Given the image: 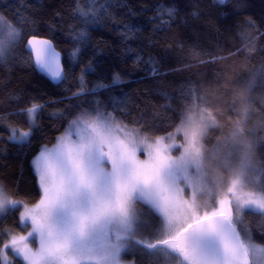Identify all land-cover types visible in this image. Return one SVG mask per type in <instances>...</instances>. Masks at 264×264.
I'll use <instances>...</instances> for the list:
<instances>
[{
  "label": "trees",
  "instance_id": "16d2710c",
  "mask_svg": "<svg viewBox=\"0 0 264 264\" xmlns=\"http://www.w3.org/2000/svg\"><path fill=\"white\" fill-rule=\"evenodd\" d=\"M0 27L14 34L0 56V182L7 195L28 205L42 200L33 160L73 121L103 114L145 138L176 134L182 142L176 130L195 109L215 122L203 136L206 158L238 130L240 143L255 137L251 165L264 184V0H0ZM32 37L62 53L60 84L36 70L25 48ZM33 105L39 111L31 127L26 110ZM11 128L32 129L30 139L11 141ZM136 204L159 232V216ZM18 220L17 211L0 219V243L5 228L21 230ZM146 230L152 234V225ZM238 230L264 245V213L246 211ZM144 244L125 259L156 264Z\"/></svg>",
  "mask_w": 264,
  "mask_h": 264
},
{
  "label": "snow or ice",
  "instance_id": "6c2138e0",
  "mask_svg": "<svg viewBox=\"0 0 264 264\" xmlns=\"http://www.w3.org/2000/svg\"><path fill=\"white\" fill-rule=\"evenodd\" d=\"M3 48L4 43L0 41V56ZM37 63L53 77H60L54 51L46 52L44 59L38 54ZM38 111L36 105L26 110L30 124L34 123ZM78 123L72 122L73 125ZM83 124L77 141H71L69 133V137L61 138L53 149L43 148L33 160L34 171L47 198L46 204L41 201L45 207L40 221L32 217L33 233H38L40 247L33 252L26 237L11 241L13 247L24 242L15 250L28 264H82V258L86 256H100L104 264H115L121 247L119 233L133 231L135 213L129 204L133 195L150 202L168 220L171 239H161L160 244L177 253L181 258L180 264H249L250 249L262 251L246 244L236 232L230 215L231 201L227 198L219 200L218 207L211 214L205 212L202 219L197 218L196 225L203 227L188 224L183 233L172 235L175 225L170 220L169 208L174 201L168 194L174 195L173 185L179 177L191 180V167H195L199 174L203 166V156L197 147L199 128L191 117L183 119L176 130L177 133L183 132L187 143L179 159H169L165 155V150L177 146H164V138L148 144L143 140L137 142L125 133L126 139L121 140L116 132L123 129L114 126L103 114H97L94 121H83ZM11 131V139H17L16 130ZM29 135V132H21L19 138L24 140ZM239 136L238 130L234 133L236 139L232 143V151H238L242 146ZM142 147L149 157L143 161L137 158ZM246 159L241 160L233 173L231 186L227 189L229 193L241 184L247 170ZM236 200L239 208L240 197L237 196ZM5 203L13 207L22 206L8 200L0 189V209ZM245 203L264 211V189L257 198L249 197ZM186 207L190 212L195 211L191 205ZM110 229L117 231L115 243L96 247L95 239ZM184 234H188L187 242L180 244V237ZM144 246L149 249L158 247L152 242Z\"/></svg>",
  "mask_w": 264,
  "mask_h": 264
},
{
  "label": "rangeland",
  "instance_id": "374dc122",
  "mask_svg": "<svg viewBox=\"0 0 264 264\" xmlns=\"http://www.w3.org/2000/svg\"><path fill=\"white\" fill-rule=\"evenodd\" d=\"M13 37L14 34L12 29L8 27H0V41H3V43L5 44L7 41L13 39ZM188 117H191L196 126L199 128V134L197 137L199 143L197 147L200 148L201 154L203 156V166L200 169L199 174L197 173L195 167H191L189 169V176L191 177V180H186L183 178V176L179 177L173 185L174 195L168 194L169 198L174 201V204L169 208L170 220L172 224L175 225V231L172 232V235H175L176 233H182L183 229L187 227L188 224H193L197 220V218H203L205 212L211 214V211L218 207L217 202L225 198L231 201L230 215L233 224L238 230L239 223L241 222L246 211L264 213V211L257 210L254 207H249L245 203V200L249 197L253 199L257 198L261 194V190L264 189L263 182H261L259 178L253 175V169L251 165V161H253L254 157L252 149L253 146L251 145L255 142V137L251 138L250 141L247 140L244 143H241L242 146L238 151H232V143L236 138L231 136L229 138V142H231L230 145L227 144V146H225L222 151L220 146H216L212 152V155L209 158H206L203 148V136L210 126L215 125L214 119L212 118L210 112L206 109H195V111L191 112ZM95 119L96 116L89 117L88 119H82L78 121V125L71 124L72 126L70 127V129H68L67 132L63 134L62 137H60V139L68 138L70 133V140L77 141L79 139L80 129L84 126L83 121L92 122ZM110 121L114 126L122 128L114 120L110 119ZM34 125L35 121L33 124H31V127H33ZM12 129L16 130L17 139L15 140L11 139ZM21 132H29L30 135L26 139L21 140L19 138ZM10 133L11 134L9 139L11 141L16 143H26L30 139L32 129L21 131L16 128H11ZM125 133H127L128 136L135 139L137 142L143 140L148 144H154V142L159 139H148L139 135L138 133L130 132L125 129H123L122 132H116V135L119 136L121 140H125ZM177 135L183 136L182 142H180L176 138V134L164 137L163 139L164 146H177L171 147L170 150H165V155L168 156L169 159H179L183 153L184 147H187L183 132L177 133ZM169 137H171V139H169ZM60 139L52 146L46 147L49 150L53 149L60 142ZM178 148H180V152L178 154H174V151ZM245 148L247 149V151H245ZM105 150L107 151V146L105 147ZM245 157H247L245 161L247 170L241 181L243 187H241V184H237V186L233 189V192L229 193L227 189L231 186L233 173L237 171L241 160ZM137 158L142 161L149 158L147 152L143 149V147L137 152ZM39 186L44 193L43 187L40 185V183ZM0 189H3V192L7 196L8 200L17 202L22 205L19 207H13L11 204L5 203L3 209H0V219L6 216L10 211H17L19 219L18 225L21 227V230H18L15 227L10 226L5 228V230L3 231L4 238L0 243L1 264H16L15 258H20L25 264H28L27 261L23 260L22 255L17 253L15 250V248L22 247L24 242L18 243L15 247H13L11 241L13 238L19 239L20 237H26L28 238L26 241L28 247L33 252L39 250V235L38 233H33L32 217L35 216L37 221H40L41 213L43 212L45 207V205L41 204V201L44 200L46 204L47 198L44 193V196L39 203L35 205H28L18 198L7 195L1 182ZM237 196L240 197L239 208H237ZM136 202L147 206L151 212L159 216L162 224L159 232H156L157 229L155 228V225L151 224L148 221L147 213L143 211V209L140 208V206H138ZM129 204L132 206L135 213V220L132 225L133 231L129 233L121 231L119 233L121 237V247L116 255L115 264H135V261L127 260L124 256L128 251L133 252L140 249L141 243H138L139 241H143L145 244H147L148 242H152L158 245L156 249L148 248L150 254L154 255L156 264H180V256L177 253L171 251L167 246L160 244L161 239H171V236L169 235L171 229L169 228L168 220H166L150 202L146 201L145 199L139 198L137 195H133L130 198ZM188 205H191L192 208L195 209V211H188L186 207ZM25 213H27V215H25ZM150 225H152L153 228L152 234L151 231L146 230V228ZM29 233H33V235L29 237ZM238 233L241 239L246 244L254 245L255 249L262 250L254 251L250 249L248 258L249 264H264V245L255 243L253 240L247 237V235H244L240 230H238ZM116 236L117 231L115 229H110L106 233H101L95 239L94 244L96 247H102L106 244L115 243ZM82 264H104V261L100 256H86L82 258Z\"/></svg>",
  "mask_w": 264,
  "mask_h": 264
},
{
  "label": "water",
  "instance_id": "95a60500",
  "mask_svg": "<svg viewBox=\"0 0 264 264\" xmlns=\"http://www.w3.org/2000/svg\"><path fill=\"white\" fill-rule=\"evenodd\" d=\"M44 42H47V43H44ZM25 48L27 51H29L31 53L34 66L40 74L45 76L51 83H53L55 85L60 84L64 80L65 70H64V66H63V55L60 51H58L55 48L54 44L50 40L38 38V37H32V38L28 39V41L26 42ZM48 51H54L56 54L58 66H59V69L61 71V75L59 78L53 77L51 73L47 72L46 70H43L41 68V66L37 63V55L39 54L40 58L44 59L45 54ZM193 225L195 227H203V225H196V221L193 223ZM233 227L235 228L236 232L238 233L234 224H233ZM187 235L188 234H184L180 237V241H179L180 244H185L187 242V240H186Z\"/></svg>",
  "mask_w": 264,
  "mask_h": 264
},
{
  "label": "crops",
  "instance_id": "0c3cea01",
  "mask_svg": "<svg viewBox=\"0 0 264 264\" xmlns=\"http://www.w3.org/2000/svg\"><path fill=\"white\" fill-rule=\"evenodd\" d=\"M235 226V225H234ZM237 229V228H236ZM238 231V230H237Z\"/></svg>",
  "mask_w": 264,
  "mask_h": 264
},
{
  "label": "bare ground",
  "instance_id": "6f19581e",
  "mask_svg": "<svg viewBox=\"0 0 264 264\" xmlns=\"http://www.w3.org/2000/svg\"><path fill=\"white\" fill-rule=\"evenodd\" d=\"M29 52V51H28Z\"/></svg>",
  "mask_w": 264,
  "mask_h": 264
}]
</instances>
